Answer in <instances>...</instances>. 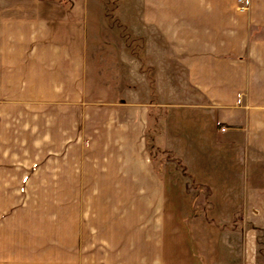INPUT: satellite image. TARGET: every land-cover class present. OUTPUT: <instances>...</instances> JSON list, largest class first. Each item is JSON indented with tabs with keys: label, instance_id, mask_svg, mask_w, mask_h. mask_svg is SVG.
Segmentation results:
<instances>
[{
	"label": "crops",
	"instance_id": "1",
	"mask_svg": "<svg viewBox=\"0 0 264 264\" xmlns=\"http://www.w3.org/2000/svg\"><path fill=\"white\" fill-rule=\"evenodd\" d=\"M140 15L202 98L211 147L196 133L175 146L172 122L154 133L148 104L89 96L90 81L121 80L122 42L101 0H0V104L30 111L14 129L0 113V185H18L0 190V264L256 262L264 0H141ZM151 137L181 160L151 159ZM218 137L243 159L218 158Z\"/></svg>",
	"mask_w": 264,
	"mask_h": 264
},
{
	"label": "rangeland",
	"instance_id": "2",
	"mask_svg": "<svg viewBox=\"0 0 264 264\" xmlns=\"http://www.w3.org/2000/svg\"><path fill=\"white\" fill-rule=\"evenodd\" d=\"M101 1L104 5L108 29L121 38V80L118 86H116V83L112 86L105 83L103 86L101 85L102 81L99 83V81L93 80L95 78L90 77V79L93 80L90 81V84H100L101 87L98 85L95 87L89 86V96L102 99V93H105V95L110 94L111 100H115L117 97V100L120 101L148 104L151 116L156 117L153 122L154 129H152L154 133L157 132L161 134L160 125L172 122L173 124H171L173 126H171L172 128L170 127V129H175V131H173V135L169 138L175 140L173 142L175 146L177 141L182 137L184 141L181 142V140H179L178 143L193 144L192 133H196L198 142H200L199 144H201L202 147H211L212 138L205 127L207 120L203 117L200 110L201 108L198 107V105H200L199 103H202V98L194 89L188 86L185 71L175 63L163 57L160 42L156 41L151 30L146 27L141 20V0ZM113 66H115V64H111V62L108 65V67ZM103 67H106V65H103ZM97 78H99V76ZM37 90L39 91V89ZM46 90L47 89L44 91ZM10 91L16 92V89H11ZM32 91L33 90L30 89L26 95H33ZM41 91L40 93L44 94V91ZM1 96H3V93ZM2 112L8 114V128L14 129L18 127L16 118L19 117L20 114L22 115L30 111L27 109L24 111L17 103L5 102L0 104V113ZM220 130H222V128H220ZM16 134L15 131L13 134L10 132L8 138L9 143H11L12 140H17ZM216 140L218 144L217 147L215 146V149L218 151L216 154L218 158L230 157L237 160L243 159L240 148L236 147L235 150L230 153L227 152L228 150L224 149V143H222L219 137ZM148 143L151 159L161 161L181 160L175 151L160 147V138L154 137L153 139V137H151ZM156 143L158 145H156ZM10 154H12V152ZM187 154L189 155L190 153ZM7 170L9 175L17 171L11 167L7 168ZM255 175L259 176V173ZM2 186L8 193L17 191L16 188L18 185L5 183L4 185H0V190ZM6 192L4 194L5 197H7ZM6 201L8 204L11 202L14 203L12 194ZM223 218L225 219V217H218V220H222ZM242 218L243 217L240 215L234 217L236 223L233 224H237V229L243 224L247 227L249 226L246 222L247 220ZM241 220H243L244 223H241ZM219 223H222L221 225L224 227L227 226L223 221ZM235 235L239 236V233L236 232ZM258 237H260L258 242L264 244L263 230H259ZM256 259V262L253 264H264V246L258 248V258Z\"/></svg>",
	"mask_w": 264,
	"mask_h": 264
},
{
	"label": "built area",
	"instance_id": "3",
	"mask_svg": "<svg viewBox=\"0 0 264 264\" xmlns=\"http://www.w3.org/2000/svg\"><path fill=\"white\" fill-rule=\"evenodd\" d=\"M240 3H244V0H239ZM241 8L245 9L246 7L243 5L241 6ZM225 130L224 128H222V131Z\"/></svg>",
	"mask_w": 264,
	"mask_h": 264
}]
</instances>
